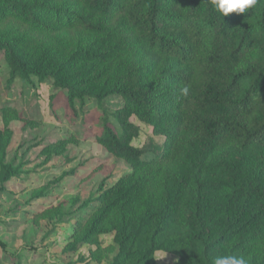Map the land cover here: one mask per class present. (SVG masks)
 Returning <instances> with one entry per match:
<instances>
[{
  "label": "trees",
  "instance_id": "trees-1",
  "mask_svg": "<svg viewBox=\"0 0 264 264\" xmlns=\"http://www.w3.org/2000/svg\"><path fill=\"white\" fill-rule=\"evenodd\" d=\"M0 51L7 88L34 76L71 106L123 102L102 110L97 142L131 172L78 220V243L113 232L108 264H155L156 251L176 264L229 253L264 264V0L223 18L210 0H0ZM132 117L164 142L134 147ZM17 119L0 106V191L19 173L4 163Z\"/></svg>",
  "mask_w": 264,
  "mask_h": 264
},
{
  "label": "rangeland",
  "instance_id": "rangeland-1",
  "mask_svg": "<svg viewBox=\"0 0 264 264\" xmlns=\"http://www.w3.org/2000/svg\"><path fill=\"white\" fill-rule=\"evenodd\" d=\"M8 76L0 51V106L18 115L9 124L12 136L4 163L19 171L0 191V264H108L119 252L114 233L99 235L98 246L80 244L76 226L93 214L103 191L131 172L97 142L102 110L112 112L122 107V100L109 97L102 109L93 99L71 106L67 92L52 80L40 83L31 76L30 83L16 80L7 88ZM131 122L140 130L134 147L164 142L135 117ZM109 124L121 132L114 119ZM62 140L69 141L64 154L46 159L43 150ZM57 210L65 214L59 216ZM153 259L155 264H176L179 258L156 251Z\"/></svg>",
  "mask_w": 264,
  "mask_h": 264
},
{
  "label": "clouds",
  "instance_id": "clouds-1",
  "mask_svg": "<svg viewBox=\"0 0 264 264\" xmlns=\"http://www.w3.org/2000/svg\"><path fill=\"white\" fill-rule=\"evenodd\" d=\"M210 2L213 10L223 18L231 13L244 14L255 8L259 0H210ZM189 90V86H183L180 93L187 96ZM212 264H248V260L244 255L217 254L213 257Z\"/></svg>",
  "mask_w": 264,
  "mask_h": 264
}]
</instances>
